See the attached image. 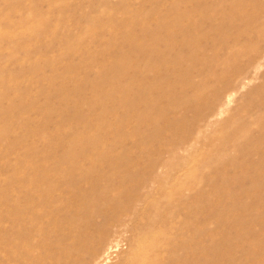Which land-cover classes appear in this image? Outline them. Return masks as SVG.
Here are the masks:
<instances>
[{
  "label": "rangeland",
  "instance_id": "rangeland-1",
  "mask_svg": "<svg viewBox=\"0 0 264 264\" xmlns=\"http://www.w3.org/2000/svg\"><path fill=\"white\" fill-rule=\"evenodd\" d=\"M214 1L0 0V264H264L236 227L264 235V0ZM174 8L191 60H170L186 20L172 50L138 48Z\"/></svg>",
  "mask_w": 264,
  "mask_h": 264
},
{
  "label": "bare ground",
  "instance_id": "bare-ground-1",
  "mask_svg": "<svg viewBox=\"0 0 264 264\" xmlns=\"http://www.w3.org/2000/svg\"><path fill=\"white\" fill-rule=\"evenodd\" d=\"M216 1V4L213 6V5H211L212 7V9L214 10V11H216L217 9H218V7H219V5L221 4V2L223 1V0H215ZM214 1V2H215ZM146 2H149V1H146ZM151 2H152V0H151ZM201 2V1H200ZM180 2H178L177 3V5H176V7L177 8H179L180 7V4H179ZM204 2H201L200 3V6H199V9L196 11V12H198V14L199 15H201L204 11H206L207 10V7H206V4H203ZM147 4V3H146ZM199 4V3H198ZM171 6V5H170ZM198 6V5H197ZM237 7H238V5L237 4H234V5H231L230 6V9L232 10V11H234V13H237V11H238V9H237ZM197 8V7H196ZM175 9V8H174ZM209 9V8H208ZM240 9V8H239ZM179 12H181L180 14H179ZM172 14H173V17H172V19H166V18H159V19H157V20H155L154 21V26H155V24H156V27L159 29V31L161 30V31H163V33L165 32V34H167L168 36L166 37V38H161L160 36L159 37H157L156 36V29L154 28V29H150V30H148L150 33L149 34H151V36H148V38H146L145 36L144 37H142V38H140V45L138 46V48H141V49H143V48H147V47H151V48H157V50L158 51H163L164 49H170V47L171 46H174L175 44H174V39H173V37L171 36H169V34L168 33H170V32H175V30L176 29H178V28H183L182 26L184 25L183 23H184V21L186 20V21H188V19H189V17H190V15L188 16V15H185V14H183V12L182 11H180V10H173L172 12H171ZM208 13V12H207ZM217 13V12H216ZM233 13V12H232ZM239 13H240V11H239ZM177 14V15H176ZM190 14V13H189ZM205 14V13H204ZM209 14V13H208ZM213 14H214V12H213ZM238 14V13H237ZM209 16V15H208ZM207 16V17H208ZM214 16H216V15H214ZM201 17V16H200ZM204 17V16H203ZM202 17V18H203ZM212 17H213V15H212ZM201 18V19H202ZM210 18V17H209ZM209 18H208V20H209ZM215 18V17H214ZM147 19H148V17H147ZM204 19V21L206 20L205 18H203ZM231 19V18H230ZM250 19H251V17H250ZM253 19V18H252ZM251 19V20H252ZM127 21H128V19H126ZM146 20V19H145ZM143 21V22H140V23H138V25H143V27L144 28H147V27H149L150 26V22L148 21V20H146V21ZM191 20L192 19H190L188 22V26L187 27H185L184 26V30H183V37L181 38V37H179V39L182 41V42H184L185 44H186V46H188V48H186L187 50H185L186 51V53H184V54H182V50H180V51H178V52H175V51H173L175 54L173 55V53H172V55H173V57H172V59H170V60H173V62L175 61V60H178L179 58H181L182 56H186L187 57V59H189V60H191V59H193V58H195V52H194V50H193V48H192V45L195 43V42H197V41H194L195 39L194 38H192V35H191V30L193 31V29H195L196 30V28L197 29H199V27L197 26V27H195L194 28V25H192L193 23L191 22ZM217 19H212V21H210V24L212 25V27H215V25H217L216 24V21ZM251 20H249V21H251ZM126 21V22H127ZM193 21V20H192ZM237 21V20H236ZM255 21H256V19H255ZM254 21V22H255ZM191 22V23H190ZM242 22H244V20L242 21ZM252 22H253V20H252ZM251 22V23H252ZM254 22H253V24H254ZM28 23V22H27ZM219 23V22H218ZM34 24V23H33ZM33 24L31 25L32 27H33ZM134 24L135 25H137V23H135V21H134ZM232 24V23H231ZM248 24H249V22H248ZM247 24V25H248ZM252 24V25H253ZM220 25V24H219ZM218 26V25H217ZM216 26V27H217ZM232 26V25H231ZM230 26V27H231ZM245 26H246V24H245ZM249 26V25H248ZM29 27H30V24H29ZM31 27V28H32ZM153 27V26H152ZM220 27V26H219ZM227 27V26H226ZM240 27V26H239ZM250 27V26H249ZM256 27H261V26H256ZM40 28V27H39ZM33 29H35V28H33ZM32 29V30H33ZM152 30V31H151ZM153 30L155 31V32H153ZM179 30V29H178ZM158 33V32H157ZM160 33V32H159ZM132 34V33H131ZM182 34V33H181ZM158 35H160V34H158ZM174 35H175V33H174ZM214 35H215V33H214ZM181 36V35H180ZM129 37V36H128ZM202 39V41L204 40V38H206L207 39V37L206 36H202L201 37ZM223 38V37H222ZM179 39H176V40H179ZM221 39V38H220ZM220 39H219V41H220ZM106 44H105V47L106 46H108L109 44H113L114 45V43H113V41H108V40H106ZM137 42V41H136ZM221 42V41H220ZM201 43H203V42H201ZM174 44V45H173ZM180 44V43H179ZM182 45V46H181ZM180 45V47H183V45L184 44H181ZM111 46V45H110ZM137 46V45H136ZM216 46H218L217 44H216ZM113 47V46H112ZM161 47L162 48H164V49H161ZM172 48L173 47H171V50H172ZM104 49V48H103ZM136 49H137V47H136ZM149 49V48H148ZM175 49H177V48H175ZM74 50V49H73ZM105 50V49H104ZM103 50V51H104ZM151 50V49H150ZM155 50V52H156V49H154ZM70 51V50H69ZM99 51V50H98ZM100 51H102V50H100ZM103 51L101 52V54L99 53L98 55H97V57L98 56H100L101 57V61L100 60H98L99 62H97L99 65H102L103 67L105 66L106 67V65H108V64H110V65H112L113 67H114V75L113 76H115V77H119V75H121V74H119V67L121 66V67H123V63L125 62V59H127V58H125V59H123L121 56L119 57V55H116V57L114 56L113 58H111V57H109V56H105V53H103ZM144 51V50H143ZM72 52V51H71ZM124 52V51H123ZM122 52V53H123ZM139 52V51H138ZM141 52V51H140ZM170 52V51H169ZM168 52V53H169ZM84 53V52H83ZM109 53H111V52H109ZM161 53H159L158 55H160ZM110 55V54H109ZM112 55V54H111ZM163 54H161V56H162ZM64 56V55H63ZM105 56V57H104ZM146 56V55H145ZM166 56V55H165ZM96 57V58H97ZM147 57V56H146ZM164 57V56H163ZM136 58V57H135ZM100 59V58H99ZM151 59V58H150ZM97 60V59H96ZM157 61V60H156ZM160 61V60H159ZM121 63V64H120ZM83 65V64H82ZM110 65H108V66H110ZM155 65V64H154ZM153 65V67L155 68V66ZM73 66V65H72ZM71 66V67H72ZM101 66V67H102ZM112 66H111V70H112ZM126 66V65H125ZM148 66H149V64H148ZM75 67H76V65H75ZM74 67V68H75ZM78 67V66H77ZM149 67H151V66H149ZM157 67V66H156ZM80 68V67H79ZM81 69V68H80ZM123 69H124V67H123ZM74 70V69H73ZM122 70V69H121ZM70 72H72V71H70ZM122 72V71H121ZM106 74H109V73H106ZM113 74V73H112ZM112 74H110L109 76H111ZM168 74H170V73H168ZM123 76V75H122ZM165 74H163V75H161L160 77H162V78H160V79H165ZM77 77V76H76ZM121 77V76H120ZM109 79V78H108ZM119 80H121V79H119ZM118 80V81H119ZM105 81H107L106 79H105ZM126 81V80H125ZM117 82V81H116ZM100 87V89H101V86H99ZM96 88V87H95ZM142 88H143V86H142ZM98 89V87L96 88V90ZM142 90V89H141ZM6 91V90H5ZM103 92H104V90H102ZM130 91V90H129ZM62 92H63V90H62ZM98 92L100 93V91H99V89H98ZM145 92V91H144ZM1 93V92H0ZM2 93H4V92H2ZM6 93V92H5ZM4 93V94H5ZM59 93V92H58ZM57 93V94H58ZM97 93V92H96ZM106 94V93H105ZM109 94H111V93H109ZM113 95H114V92L112 93ZM116 94V93H115ZM59 95V94H58ZM141 95H142V91H141ZM115 96V95H114ZM3 97H4V95H3ZM55 97V96H54ZM56 98V97H55ZM146 98V97H145ZM147 99V98H146ZM145 99V101H147L146 102V104H147V106L149 105V106H155V104L156 103H154L153 102V100L152 99H148V100H146ZM59 100V99H58ZM65 99H63L62 101H64ZM138 100V99H137ZM140 100V99H139ZM142 100V99H141ZM144 100V99H143ZM61 101V100H60ZM61 101V102H62ZM66 101V100H65ZM1 102V101H0ZM138 102V101H137ZM63 104H62V106H64V103H66V102H62ZM67 104V103H66ZM157 104H158V102H157ZM17 105H19V104H17ZM21 105V104H20ZM136 105V104H135ZM29 106V105H28ZM148 106V107H149ZM157 107H159L158 105H156ZM22 107V106H21ZM24 107V106H23ZM27 107V106H26ZM65 107V106H64ZM19 108H20V106H19ZM156 108V107H155ZM28 109V108H27ZM64 109V108H63ZM151 109V108H150ZM65 110V109H64ZM152 110V109H151ZM157 110V109H156ZM138 111V110H137ZM149 111V110H148ZM162 111V110H161ZM157 112V111H156ZM161 113V112H160ZM154 114V113H153ZM156 115H157V113H155ZM163 115V114H162ZM166 115V114H165ZM138 116V115H137ZM158 116V115H157ZM157 116L156 117H154L153 118V121L155 122V124H156V129L155 130H159L160 129V126L158 125L159 123V119L161 120V119H163L162 117H164V116H162V117H160V118H157ZM150 117V116H149ZM104 118V117H103ZM8 119V118H7ZM158 119V120H157ZM143 122H145L144 121V118H143V120H142ZM162 121V120H161ZM164 121V120H163ZM147 122H150V120L149 121H147ZM160 124H161V122H160ZM76 125V124H75ZM163 125V124H162ZM161 127H163V126H161ZM165 127V126H164ZM9 128V127H8ZM72 128V127H71ZM70 128V129H71ZM166 128V127H165ZM2 132H5L6 133V130H4V131H2ZM161 133V132H160ZM8 134V133H7ZM7 136V135H6ZM2 138V137H1ZM67 143V142H66ZM116 168V167H115ZM114 168V169H115ZM240 182H241V180H240ZM255 182V181H254ZM260 185V184H259ZM258 187V186H257ZM253 188H254V186H253ZM252 188V189H253ZM260 188V187H259ZM242 193L243 192H241V195H242ZM101 194H102V192H101ZM100 194V195H101ZM245 194V193H244ZM225 195V194H224ZM223 196V195H222ZM226 196H228V195H226ZM224 198H225V196H223ZM231 196H229V198H230ZM84 199V198H83ZM242 199L243 198H241V197H239V198H237L236 197V199L234 200V203H237V204H240L241 205V208L243 209V210H247L249 207H251L249 204H243V201H242ZM230 200V199H229ZM228 201V200H227ZM263 202V201H262ZM259 199H257V200H254L253 202H252V204H253V206L254 207H256V206H258V205H260L261 203H262ZM117 204V203H116ZM52 205V204H51ZM85 205H87V200L86 199H84V201L81 203V207L83 208ZM90 205H88L87 207H89ZM94 206H97L96 205V203L94 204ZM252 206V207H253ZM51 207V206H50ZM106 208V207H105ZM40 209V208H39ZM81 209V208H80ZM79 209V210H80ZM86 209V208H85ZM100 209H102V208H100ZM103 210V209H102ZM105 211V213H106V210H104ZM104 211H103V214H104ZM82 212V211H81ZM85 212V211H84ZM108 212V211H107ZM253 212V211H252ZM107 214V213H106ZM264 214V213H263ZM72 215H77V217L78 218H80V212L77 210V212L76 213H73ZM84 215V214H83ZM102 215V214H101ZM108 215V214H107ZM88 217L87 218H90L91 219V214H89V215H87ZM105 218V217H104ZM103 218V219H104ZM110 217L108 216V218L107 219H109ZM219 218V217H218ZM256 218V217H255ZM255 218H252V222H254L255 221ZM82 219H83V216H82ZM106 219V221H108ZM111 219V218H110ZM258 219V218H257ZM261 219V218H260ZM121 220V219H120ZM251 222L249 219H245V218H236V222H238L237 224H236V227H237V230H238V233H239V235H241V236H245L246 238H247V240H248V242L252 245V243L253 242H255V241H257V240H260V241H262L263 243H264V235H261L260 233H257V232H253V229L251 228V225H250V223L249 222ZM263 221V220H262ZM111 222H112V219H111ZM121 222V221H120ZM119 221H117V223L116 224H118V225H122L123 223H120ZM258 222V221H257ZM106 224V223H105ZM108 224V225H107ZM106 225L107 226H109V222L107 223ZM112 223H110V225H111ZM115 224V223H114ZM115 224V225H116ZM103 225V224H102ZM240 226H242L243 228H240ZM124 227V226H123ZM119 228H121L120 226L118 227V229ZM67 229V228H66ZM68 230H70V232H71V234H72V236H73V239H76L77 237H78V235H80L81 234V227L79 226L78 228H77V226L75 225V224H68ZM54 232L57 234V236H61V234H62V232H63V227H59V228H56V229H54ZM84 235V234H83ZM88 237V236H87ZM105 236H102V238H104ZM107 237V236H106ZM105 237V238H106ZM16 238V237H15ZM15 238H13V239H15ZM86 238V237H85ZM70 239H72V238H70ZM12 240V239H11ZM17 240V239H16ZM101 240H103V242H105L104 241V239H101ZM106 240V239H105ZM86 241V240H85ZM12 242H15V241H12ZM90 242V241H89ZM92 242H93V240H92ZM70 243H72V242H70ZM69 243V244H70ZM101 243V242H100ZM23 244V243H22ZM83 244V243H82ZM5 245V244H4ZM15 245V244H14ZM19 245H21V244H19ZM73 246V245H72ZM72 246L69 248V246H68V244H67V248H69V249H71L72 248ZM78 246V245H77ZM76 246V247H77ZM83 246H84V244H83ZM15 247V246H14ZM24 245H22V247H19L18 249H24ZM73 247H75V246H73ZM79 247H81V246H79ZM6 248V247H5ZM33 247H31V248H28V250H30V249H32ZM110 248V247H109ZM14 249V248H13ZM22 249V250H23ZM38 250L37 249V247H34V251H36V250ZM15 250H17V249H15ZM22 250L20 251L21 253H22ZM78 251H80L78 248H76L75 249V252L77 253ZM82 251V250H81ZM80 251V252H81ZM219 251L220 252H227V251H229V248H227L226 250H225V248H222L221 249V247H220V249H219ZM29 252V251H28ZM228 253V252H227ZM17 254H18V252H17ZM25 254H27V252L25 253ZM28 255V254H27ZM100 258V257H99ZM144 263H146V258L144 257V258H141V264H144Z\"/></svg>",
  "mask_w": 264,
  "mask_h": 264
}]
</instances>
